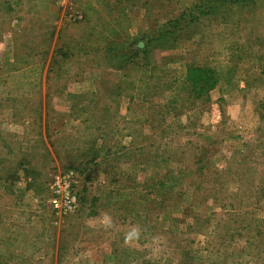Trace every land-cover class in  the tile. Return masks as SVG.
Instances as JSON below:
<instances>
[{
    "label": "rangeland",
    "instance_id": "1",
    "mask_svg": "<svg viewBox=\"0 0 264 264\" xmlns=\"http://www.w3.org/2000/svg\"><path fill=\"white\" fill-rule=\"evenodd\" d=\"M0 264H264V0H0Z\"/></svg>",
    "mask_w": 264,
    "mask_h": 264
},
{
    "label": "trees",
    "instance_id": "2",
    "mask_svg": "<svg viewBox=\"0 0 264 264\" xmlns=\"http://www.w3.org/2000/svg\"><path fill=\"white\" fill-rule=\"evenodd\" d=\"M170 22L172 21H169V23ZM164 26H166V24ZM136 55H138V51L136 52L135 57ZM186 82L191 88L192 94L197 95L196 98H200L202 96L209 98V94L217 87L218 78L215 76L213 71L207 68L200 69L194 67L188 68L186 73Z\"/></svg>",
    "mask_w": 264,
    "mask_h": 264
},
{
    "label": "built area",
    "instance_id": "3",
    "mask_svg": "<svg viewBox=\"0 0 264 264\" xmlns=\"http://www.w3.org/2000/svg\"><path fill=\"white\" fill-rule=\"evenodd\" d=\"M74 2V0H58V3L62 6H64L65 8L68 7V5H71ZM60 184V180L57 179L56 183H55V187L56 185L58 186ZM69 187H67L64 191V193L61 195L63 197V207L64 209H68V210H72L74 208L77 207V203H76V197L71 196L70 191L68 190ZM57 192V196H54L53 199V204L55 205V208L61 209L62 208V197L59 196V191L56 190Z\"/></svg>",
    "mask_w": 264,
    "mask_h": 264
},
{
    "label": "crops",
    "instance_id": "4",
    "mask_svg": "<svg viewBox=\"0 0 264 264\" xmlns=\"http://www.w3.org/2000/svg\"><path fill=\"white\" fill-rule=\"evenodd\" d=\"M44 6L47 7L46 3L42 5V7H44ZM64 14H66L65 11H64ZM21 21H23V20L20 19V22H21ZM54 39H55L56 41H57V39H59V31L56 32V35H55V38H54ZM54 52H55L54 49L51 50V53H54Z\"/></svg>",
    "mask_w": 264,
    "mask_h": 264
}]
</instances>
